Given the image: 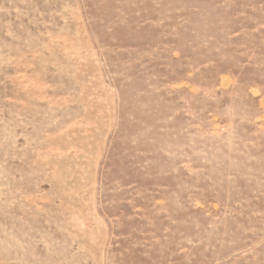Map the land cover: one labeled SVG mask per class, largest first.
<instances>
[{
  "label": "rangeland",
  "instance_id": "374dc122",
  "mask_svg": "<svg viewBox=\"0 0 264 264\" xmlns=\"http://www.w3.org/2000/svg\"><path fill=\"white\" fill-rule=\"evenodd\" d=\"M0 264H264V0H0Z\"/></svg>",
  "mask_w": 264,
  "mask_h": 264
}]
</instances>
